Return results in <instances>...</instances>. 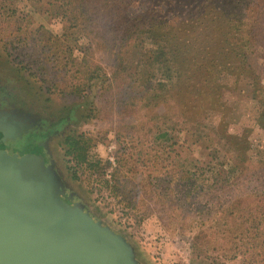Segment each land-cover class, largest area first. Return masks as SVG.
<instances>
[{
    "label": "trees",
    "instance_id": "1",
    "mask_svg": "<svg viewBox=\"0 0 264 264\" xmlns=\"http://www.w3.org/2000/svg\"><path fill=\"white\" fill-rule=\"evenodd\" d=\"M21 1L60 17L63 34L34 27ZM135 1L0 0V41L48 94L81 97L96 86V101L129 118L116 127L110 177V161L90 154L97 137H65L74 178L85 174L141 216L157 207L165 228L189 233L196 256L264 264V143L254 159L253 130L229 131L234 108L222 79L246 76L261 88L248 54L264 46V0H152L144 15H130ZM75 34L89 40L80 62L68 43ZM146 39L153 48H143ZM92 46L111 56L110 73L91 61ZM257 122L264 130V111ZM181 132L208 148L209 159H182L175 148Z\"/></svg>",
    "mask_w": 264,
    "mask_h": 264
},
{
    "label": "rangeland",
    "instance_id": "2",
    "mask_svg": "<svg viewBox=\"0 0 264 264\" xmlns=\"http://www.w3.org/2000/svg\"><path fill=\"white\" fill-rule=\"evenodd\" d=\"M153 2L136 0L128 7V13L144 15ZM19 6L29 12L34 27L43 25L56 35L63 34L65 24L60 17L36 12L26 1H21ZM259 40L264 45V34ZM149 41L143 42V48H153ZM88 42L80 34L69 38L72 57L77 62L84 56L80 45ZM92 48L91 61L99 63L106 73H110L113 69L111 56L94 46ZM248 55L250 63L259 67L261 88H252V80L246 76L229 74L223 75L222 79L227 85L224 98L234 108L229 131L241 134L246 128L253 130L250 139L254 148L250 154L256 159L259 157L255 153L264 143V130L257 125L264 111V46L250 49ZM19 60L9 56L0 41V145L23 146L27 152L19 157L20 162L34 164L38 175L45 183L51 184V189L67 210L86 218L88 224L101 234L121 241L132 264H248L243 256L219 261L214 255L213 259L196 256L190 248L189 233L180 234L165 228L157 207H151L149 214L141 216L140 212L130 210L121 196L110 195L98 182L88 183L85 174L81 179L74 178L69 169L72 163L65 154V137L81 132L97 137L98 143L90 154L110 161L105 169L110 177L117 165L116 127L129 118L118 116L115 106L109 102L96 101V86L81 97L58 91L48 94L40 86L41 82L30 77L29 71L21 67ZM69 71L72 73L71 65ZM67 78L71 81V76ZM255 95H260L261 101ZM98 107H101L100 111L96 110ZM216 118L213 116L210 121L216 123ZM177 141L175 148L182 159H209V149L195 144L184 132L178 134Z\"/></svg>",
    "mask_w": 264,
    "mask_h": 264
},
{
    "label": "water",
    "instance_id": "3",
    "mask_svg": "<svg viewBox=\"0 0 264 264\" xmlns=\"http://www.w3.org/2000/svg\"><path fill=\"white\" fill-rule=\"evenodd\" d=\"M6 156L0 153V264H132L121 241L67 210L34 164Z\"/></svg>",
    "mask_w": 264,
    "mask_h": 264
},
{
    "label": "flooded vegetation",
    "instance_id": "4",
    "mask_svg": "<svg viewBox=\"0 0 264 264\" xmlns=\"http://www.w3.org/2000/svg\"><path fill=\"white\" fill-rule=\"evenodd\" d=\"M27 151H25V148L23 146H20L18 147L17 145L15 144H5V145H0V153H4L6 154L7 156L6 157H13V156H17L18 157V160L19 157L22 158V156H24V154L26 153ZM24 185H22L21 188H23ZM26 189H28L26 187Z\"/></svg>",
    "mask_w": 264,
    "mask_h": 264
}]
</instances>
